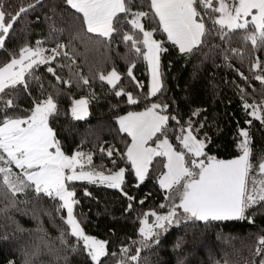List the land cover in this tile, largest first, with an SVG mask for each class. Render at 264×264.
Listing matches in <instances>:
<instances>
[{"label":"trees","instance_id":"obj_1","mask_svg":"<svg viewBox=\"0 0 264 264\" xmlns=\"http://www.w3.org/2000/svg\"><path fill=\"white\" fill-rule=\"evenodd\" d=\"M126 2L133 11L149 13L141 23L145 30L155 29L153 39L161 41V48L165 49L160 53L164 85L160 92L149 95L148 66L143 57L145 47L137 44L141 48V53H137L130 41L123 40L126 33L142 38L127 23L130 15L119 14V23L114 21L118 31L106 39L87 32L82 14L72 9L66 0H0L6 12V23L8 14L15 15L21 7L28 9L9 30L4 48L0 49V66L18 57L20 49L26 45L35 49L37 41L42 42L40 46L46 54L55 55L51 49L58 44L65 45L55 59L38 63L25 73L27 87L18 84L0 93V119L5 115L26 117L37 102L50 95L57 107L48 117V125L66 155L77 151L91 154L92 164L84 163L86 171L95 169L111 174L125 169L121 188L89 181L66 182L68 189L75 192L73 199L78 203L74 205V215L84 232L108 242L109 255L101 258V264H118L122 258L126 264H261L264 252L257 255L256 249L260 246L259 239L264 237V202L249 209L247 219L206 223L185 220L182 210L177 209L180 223L163 232L158 237L159 243L154 238L149 241V247H142L139 229L144 213L155 211L165 215L172 203L178 204L179 198L170 199L169 192L160 186L159 180L166 170L165 156H154L145 179L138 181L126 158L130 138L119 129L116 118L154 103L168 105L163 112L170 117L167 131L157 133L149 143L154 144L166 136L176 151L185 152L186 162L194 157L183 149L177 137L181 135L180 128L187 127L188 120L199 129L194 135L207 137L203 150L206 156L219 159L240 154L239 130L247 129L254 174L264 158V123L249 115L252 109L246 110L244 103H264V83L255 79L264 72L253 67L258 58L264 69V45L259 40L255 46L245 41L244 37L253 31L251 24L247 29L223 35L219 25L213 24L219 14L205 12L198 4L205 35L191 53H181L177 45L168 40L158 17L153 16L150 0ZM213 7H218L216 0ZM65 52L68 55H63ZM49 68L53 72H49ZM113 68L121 77L115 89L99 79L101 73L107 75ZM81 77L87 78L88 84H84ZM121 88L131 93L137 103H129L127 95L117 96L115 93ZM80 98L88 101V114L76 119L71 107ZM9 99L13 106L5 108ZM197 110L199 115H193ZM260 114L264 115V109ZM109 148L115 150L111 157L106 151ZM11 167L13 173L21 172L15 165ZM256 179L264 180V176ZM61 204L58 198L38 195L31 187L13 194L2 183L0 174V264H26V261L29 264H93L82 242L78 245L77 238L69 234ZM154 219L149 216V223ZM62 233L67 244L61 243ZM123 247L130 249L127 257L122 256ZM137 250L139 258L132 261L129 257L136 255Z\"/></svg>","mask_w":264,"mask_h":264},{"label":"snow or ice","instance_id":"obj_2","mask_svg":"<svg viewBox=\"0 0 264 264\" xmlns=\"http://www.w3.org/2000/svg\"><path fill=\"white\" fill-rule=\"evenodd\" d=\"M66 3L82 14L87 32L106 39H110L112 34L118 31L114 27V21L119 23V14L130 15L131 19L127 20V23L141 34L142 38L136 39L134 35L126 33L123 35V40L130 41L137 53H141V48L137 47V44L146 47L147 51L143 53V57L148 61L151 69L149 95L155 96L162 90L164 85L160 70V53L165 49L161 48V41L153 39L155 29L145 30L141 23V19L147 17L149 13L133 11L126 0H66ZM216 3L218 7H213V0H150V8L153 16L158 17L163 31L167 33L168 40L178 45L181 53H191L201 44V38L205 35L206 28L202 12L197 10L198 4L205 12L210 10L219 14L213 20V24L219 25L223 35L234 30L247 29L251 24L253 31L244 37L245 41H251L255 46L259 40L260 44L264 45V0H229L228 3H225V0H216ZM28 7L31 8L33 5ZM26 11H28L27 8L21 7L15 15L8 14L6 23V12L0 5V49L4 48L13 23L21 13ZM248 17L251 19H247ZM224 29L227 31H223ZM41 44V41H37L35 49L26 45L20 49L19 58L13 57L9 63L0 66V93L18 84L27 87L24 81L25 73L38 63H47L55 59V55L61 54L59 50L65 47L63 44H58L56 48L51 49L55 55L46 57L44 56L46 50L40 46ZM233 52L237 50L233 49ZM63 55H68V53L65 52ZM253 67L264 72L258 58ZM48 71L53 72V69L49 68ZM128 75L131 76V68H129ZM241 75L243 76V73ZM56 78L60 79V77ZM120 78L115 68L107 75L103 73L99 75V79L107 81L113 89L117 88ZM255 79L264 83V75L258 74ZM81 80L84 84H88L87 78L81 77ZM115 94L117 96L127 95L129 103H137L132 94L125 93L122 88ZM87 104L86 99L74 102L72 114L76 119H82L88 114ZM12 106V100L5 102V108ZM56 107L52 96L49 95L45 100L37 102L30 115L26 117L5 115L0 119L2 183L13 194L31 187L38 195L44 194L62 201L60 208L66 209L65 223L69 234L77 238L78 245L82 242L93 264H101V258L109 255L108 242L85 234L81 223L74 215V205L78 203L73 199L75 192L68 189L66 181L87 180L90 183H106L111 188H121L124 183L125 169L120 168L119 171L109 175L95 169L85 171V164L82 160L91 165V154L77 151L71 156L66 155L61 150L55 132L48 125V117L55 113ZM167 107L166 104L154 103L144 112L129 113L119 118L121 130L132 136V144L126 155L135 170L136 177L142 182L148 173L153 157L165 156L167 157V171L162 174L159 183L169 192L170 199L179 198V203H172L165 215H160L155 211L144 213L139 232L142 237L140 243L145 248L150 246L149 241L154 238L155 242L159 243L158 237L163 232H166L171 225L180 223L177 209L182 210L185 220L204 222L243 220L248 218L246 213L249 209L264 202V180L256 179L257 176H264V158H261L255 173L252 174L254 166L250 160L251 138L247 129L239 130L241 140L238 148L241 155L230 160L206 156L203 151L205 140L197 139L194 135V132H198L199 129L193 127L191 120L187 121V127L180 128L181 135L177 137V140L183 149L194 157L193 159L186 162L185 152L176 151L166 136L157 144L160 151H157V148L145 147L147 140L157 133L164 134L167 131L166 125L170 117L161 114ZM244 108L252 109L249 115L264 123V115L260 114L261 109H264V103L256 105L245 102ZM193 115H199V110ZM171 119L175 120L176 117H171ZM248 123L250 124L251 121L249 120ZM101 151L105 150L101 149ZM106 151L111 157L115 150L109 148ZM202 156L205 157L207 163L205 159H196ZM12 165H15L21 172L13 173ZM66 170L70 174H67ZM124 195L127 196V193ZM128 199L134 198L128 197ZM128 207L131 209V204ZM149 216L155 217L152 223H149ZM60 240L61 243L67 244L64 240V233L61 234ZM258 243L260 246L256 249L257 255L264 252V237H261ZM129 250L127 247L121 248L122 256L127 257ZM112 255L116 254L112 253ZM138 258L139 250L136 255L129 257L132 261H137ZM26 264L29 262L26 261ZM118 264H126V261L122 258ZM261 264H264V260Z\"/></svg>","mask_w":264,"mask_h":264},{"label":"crops","instance_id":"obj_3","mask_svg":"<svg viewBox=\"0 0 264 264\" xmlns=\"http://www.w3.org/2000/svg\"><path fill=\"white\" fill-rule=\"evenodd\" d=\"M229 2V0H225V3H228ZM247 19H251V17H248ZM162 26V25H161ZM166 33V32H165ZM166 35H167V33H166ZM177 47H178V49H179V46L177 45ZM147 51V49H146V47H145V52ZM146 63H147V66H148V74H149V84H148V91L150 92V88H151V69H150V65H149V63H148V61L146 60ZM152 105V104H151ZM150 105V106H151ZM150 106H148V107H150ZM147 107V108H148ZM146 108V109H147ZM146 109H144V110H141V111H138V112H129V113H140V112H144ZM88 112V111H87ZM129 113H126V114H124V115H122V116H120V117H123V116H127ZM161 114H163V113H161ZM85 117V116H84ZM120 117H118V119H117V122H118V125H119V127H120V123H119V118ZM121 129V128H120ZM127 133V132H126ZM129 134V133H128ZM130 135V134H129ZM130 137H131V141H130V144L128 145V148L131 146V144H132V136L130 135ZM164 138H162V139H160V140H163ZM150 140V139H149ZM149 140H147V142H146V144H145V147H151V148H157V144L159 143V141L160 140H158L157 142H155L154 144H150L149 143ZM128 148L126 149V153H127V150H128ZM161 149H158L157 148V151H160ZM127 156V155H126ZM166 158V164H167V157H165ZM131 163V162H130ZM133 168V167H132ZM133 171H134V174H135V170L133 169ZM167 171V168H166V170H165V172ZM164 172V173H165ZM70 174V173H69ZM106 175H109V174H106ZM136 176V175H135ZM162 177V176H161ZM137 179H138V181H140L139 180V178L138 177H136ZM161 179V178H160ZM79 181H87V180H79ZM160 181V180H159ZM106 184V183H105ZM161 186V185H160ZM164 189V188H163Z\"/></svg>","mask_w":264,"mask_h":264},{"label":"rangeland","instance_id":"obj_4","mask_svg":"<svg viewBox=\"0 0 264 264\" xmlns=\"http://www.w3.org/2000/svg\"><path fill=\"white\" fill-rule=\"evenodd\" d=\"M70 6V5H69ZM51 55H53V54H46V52H44V56H51ZM16 58H19V56L18 57H16ZM10 61H8L7 63H9ZM6 63V64H7ZM5 65V64H4ZM80 99H85V98H80ZM80 99H77V100H80ZM76 100V101H77ZM74 105V104H73ZM72 108H73V106L71 107V113H72ZM146 109V108H145ZM144 110V109H143ZM138 111H141V110H138ZM138 111H129V112H138ZM252 111V110H251ZM129 112H126V113H129ZM88 113V112H87ZM126 113H124V114H126ZM124 114H122V115H124ZM122 115H119L118 117H120V116H122ZM87 116V115H86ZM118 117L116 118V122H117V119H118ZM84 118V117H83ZM117 125H118V122H117ZM118 127H119V125H118ZM119 129H120V127H119ZM121 130V129H120ZM122 131V130H121ZM124 132V131H123ZM126 133V132H125ZM128 136H129V138H130V141H131V137H130V135L128 134V133H126ZM197 137V136H196ZM197 139H202V140H205V144H206V142H207V137L206 136H201V137H197ZM130 144V143H129ZM128 148V147H127ZM204 150V149H203ZM126 158H127V156H126ZM202 159H203V157H202ZM128 160V159H127ZM129 161V160H128ZM130 162V161H129ZM82 163H86V161L85 160H82ZM130 165L132 166V164L130 163ZM78 171H79V168L77 169ZM86 171V170H85ZM66 173H67V170H66ZM67 174H69V173H67ZM106 175V174H105ZM77 181H79V180H77ZM67 182V181H66ZM61 203H62V201H61ZM65 217H67V212H66V209H65ZM144 219V218H143ZM143 219H142V221H143ZM142 221H141V225H140V227L142 226ZM86 234V233H85ZM88 235V234H87ZM98 239V238H97ZM98 240H101V239H98Z\"/></svg>","mask_w":264,"mask_h":264},{"label":"water","instance_id":"obj_5","mask_svg":"<svg viewBox=\"0 0 264 264\" xmlns=\"http://www.w3.org/2000/svg\"><path fill=\"white\" fill-rule=\"evenodd\" d=\"M239 155H241V152H240V154H238V155H236V156H233V157H230V158H220V159H223V160H230V159H233V158L238 157ZM217 159H219V158H217ZM205 163H207V161H206ZM258 164H259V163H258ZM257 166H258V165H257ZM178 203H179V201H178ZM200 222H202V223H206V222H204V221H200Z\"/></svg>","mask_w":264,"mask_h":264}]
</instances>
